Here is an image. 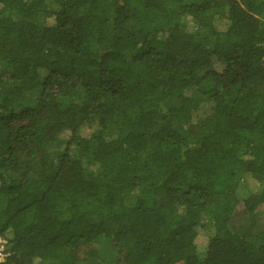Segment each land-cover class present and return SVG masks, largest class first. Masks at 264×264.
Listing matches in <instances>:
<instances>
[{
	"label": "trees",
	"instance_id": "1",
	"mask_svg": "<svg viewBox=\"0 0 264 264\" xmlns=\"http://www.w3.org/2000/svg\"><path fill=\"white\" fill-rule=\"evenodd\" d=\"M263 204L264 0H0V264H264Z\"/></svg>",
	"mask_w": 264,
	"mask_h": 264
},
{
	"label": "rangeland",
	"instance_id": "2",
	"mask_svg": "<svg viewBox=\"0 0 264 264\" xmlns=\"http://www.w3.org/2000/svg\"><path fill=\"white\" fill-rule=\"evenodd\" d=\"M184 26H185V29L188 30L189 32L194 31L195 26L193 25L190 19L188 18L184 19ZM260 210L262 212V216H261V219H259L258 225L261 226L260 228H264V204L261 206Z\"/></svg>",
	"mask_w": 264,
	"mask_h": 264
},
{
	"label": "clouds",
	"instance_id": "3",
	"mask_svg": "<svg viewBox=\"0 0 264 264\" xmlns=\"http://www.w3.org/2000/svg\"><path fill=\"white\" fill-rule=\"evenodd\" d=\"M0 253H1L2 257H3V256H5L4 254H2V252H1V251H0Z\"/></svg>",
	"mask_w": 264,
	"mask_h": 264
},
{
	"label": "built area",
	"instance_id": "4",
	"mask_svg": "<svg viewBox=\"0 0 264 264\" xmlns=\"http://www.w3.org/2000/svg\"><path fill=\"white\" fill-rule=\"evenodd\" d=\"M0 258H2V255L0 254Z\"/></svg>",
	"mask_w": 264,
	"mask_h": 264
}]
</instances>
